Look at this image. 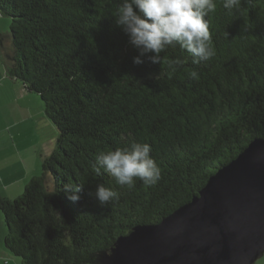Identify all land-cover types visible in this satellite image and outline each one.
<instances>
[{
	"label": "trees",
	"instance_id": "16d2710c",
	"mask_svg": "<svg viewBox=\"0 0 264 264\" xmlns=\"http://www.w3.org/2000/svg\"><path fill=\"white\" fill-rule=\"evenodd\" d=\"M121 0H0L8 20L5 75L39 96L55 130L38 174L0 195L5 249L20 264H97L134 225H154L198 195L208 176L264 138V0L206 18L216 49L193 63L179 46L161 63L140 55L117 26ZM170 60L182 63L172 72ZM198 72V79L188 73ZM151 146L160 179L129 189L101 170V151ZM79 184L78 202L64 185ZM103 184L119 198L101 206Z\"/></svg>",
	"mask_w": 264,
	"mask_h": 264
},
{
	"label": "water",
	"instance_id": "95a60500",
	"mask_svg": "<svg viewBox=\"0 0 264 264\" xmlns=\"http://www.w3.org/2000/svg\"><path fill=\"white\" fill-rule=\"evenodd\" d=\"M263 254L264 138H256L190 201L118 236L97 264H254Z\"/></svg>",
	"mask_w": 264,
	"mask_h": 264
},
{
	"label": "clouds",
	"instance_id": "9594fccd",
	"mask_svg": "<svg viewBox=\"0 0 264 264\" xmlns=\"http://www.w3.org/2000/svg\"><path fill=\"white\" fill-rule=\"evenodd\" d=\"M225 10L237 9L241 0H221ZM216 0H121L115 21L128 35L129 42L139 50L140 55L133 62L140 64V57L147 56L152 63H161V53L169 47L179 46L193 58V63L209 61L216 55L208 20L216 11ZM182 63L170 60L172 72ZM198 79V72L188 73ZM101 170L113 177L117 184L132 189L136 180L151 186L160 179V168L151 156V146L132 141L122 148L99 152L93 171ZM82 186L66 183L64 191L69 200L78 202ZM101 206L119 198L118 193L103 184L96 186L94 193Z\"/></svg>",
	"mask_w": 264,
	"mask_h": 264
},
{
	"label": "crops",
	"instance_id": "0c3cea01",
	"mask_svg": "<svg viewBox=\"0 0 264 264\" xmlns=\"http://www.w3.org/2000/svg\"><path fill=\"white\" fill-rule=\"evenodd\" d=\"M0 103L2 104L3 101ZM26 107L28 108V105ZM27 110L25 114L17 113L14 116L11 108L5 115L0 107V195L2 196L19 195L27 181L39 171V160L47 156L53 147L54 137L49 138L50 148H46L43 142L34 143L35 148L30 152V144L23 140L24 129L17 128V124L28 116ZM41 116V122L47 125V118L45 115ZM34 153L39 154V160L35 158L32 162L31 155ZM31 165H33L32 169ZM3 239L4 226L0 215V264H20L19 259L5 249Z\"/></svg>",
	"mask_w": 264,
	"mask_h": 264
},
{
	"label": "rangeland",
	"instance_id": "374dc122",
	"mask_svg": "<svg viewBox=\"0 0 264 264\" xmlns=\"http://www.w3.org/2000/svg\"><path fill=\"white\" fill-rule=\"evenodd\" d=\"M7 32L8 20L6 17L0 15V101H3L2 104L0 103V107L2 108V113L6 115L11 108L14 116H16L15 114L17 113L25 114V110L28 109V116L24 117V120L17 124V128L24 129L23 140L30 144V152L35 148L34 143L43 142L47 148L49 147V142L51 143L49 138L54 137L55 139V130L49 122V126L48 123L46 125L41 122V115H44V112L39 96L34 93L26 92L20 82L13 81L5 75V66L9 63L6 58L7 49L6 40L4 39V35ZM27 105L28 108L26 107ZM31 157L32 162L35 158L39 160L38 153H34ZM32 168L33 165H31V169ZM254 264H264V254L257 259Z\"/></svg>",
	"mask_w": 264,
	"mask_h": 264
}]
</instances>
